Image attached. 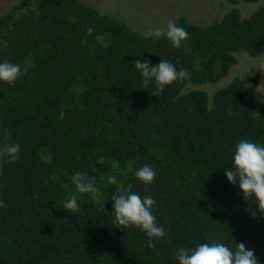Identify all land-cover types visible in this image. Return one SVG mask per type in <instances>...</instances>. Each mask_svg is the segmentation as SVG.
Here are the masks:
<instances>
[{
    "label": "trees",
    "instance_id": "1",
    "mask_svg": "<svg viewBox=\"0 0 264 264\" xmlns=\"http://www.w3.org/2000/svg\"><path fill=\"white\" fill-rule=\"evenodd\" d=\"M224 1L235 7L208 25L176 20L189 33L179 48L81 0H19L0 15V60L24 70L0 83V144L21 147L18 161L0 160V264H177V247L214 241L243 243L264 264V213L223 174L239 139L264 143V98L258 113L248 98L258 75L234 77L211 101L183 92L226 77L239 52L264 54V4L243 17L237 6L259 0ZM142 58L188 76L144 89L132 65ZM129 164L156 171L148 186L118 177L156 201L167 235L152 247L139 228L122 229L108 200L107 176ZM77 171L96 180L101 202L77 194L81 210L67 213L58 202L76 194Z\"/></svg>",
    "mask_w": 264,
    "mask_h": 264
},
{
    "label": "clouds",
    "instance_id": "2",
    "mask_svg": "<svg viewBox=\"0 0 264 264\" xmlns=\"http://www.w3.org/2000/svg\"><path fill=\"white\" fill-rule=\"evenodd\" d=\"M140 35L153 43L161 38L166 39L173 48H179L188 39L189 33L179 23L168 21L163 28H153L140 33ZM137 59L132 62L133 68L139 74L144 89L155 85L158 94L166 86L185 79L188 72L167 59L153 65L148 58ZM24 74L19 63L8 60H0V83L14 85ZM21 147L18 143L0 144V160L13 163L20 159ZM131 172L132 176L145 186L151 185L156 177L155 169L145 164L135 170L131 164L126 170H120L117 174L107 176V184L115 185L116 190L111 193L108 200L112 201L116 222L123 228L129 226L139 228L147 237V246L152 247L153 242L162 240L167 232L153 214L155 199L150 195H141L132 191V184H125L119 180V176ZM227 180L241 190L246 201L252 200L256 211L264 213V143H257L248 138L239 139L232 151V165L224 171ZM74 186L76 194H68L63 202H58L59 207L67 213H76L81 210L80 195L87 194L96 202H101V189L94 178H90L87 172L77 171L69 178ZM106 201V200H105ZM102 201L103 205L104 202ZM4 202L0 200V207ZM177 264H259L253 250H246L243 243H236L231 247L225 242H201L193 247H177L174 253Z\"/></svg>",
    "mask_w": 264,
    "mask_h": 264
},
{
    "label": "rangeland",
    "instance_id": "3",
    "mask_svg": "<svg viewBox=\"0 0 264 264\" xmlns=\"http://www.w3.org/2000/svg\"><path fill=\"white\" fill-rule=\"evenodd\" d=\"M84 4L96 7L101 13L119 17L131 28L145 32L153 28H163L168 21L184 16L189 22L208 25L222 17L235 5L224 0H81ZM19 0H0V15L6 13ZM264 0L256 3H242L237 7L243 17L249 16ZM105 42V40H103ZM237 62L229 74L216 83L187 84L183 92L190 90L204 91L209 101L212 95L225 87L234 77L246 78L258 75L256 86L250 85L248 98L254 102L258 113L264 98V54L250 57L247 53L236 54ZM44 158L48 155L43 152Z\"/></svg>",
    "mask_w": 264,
    "mask_h": 264
}]
</instances>
